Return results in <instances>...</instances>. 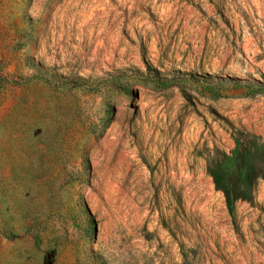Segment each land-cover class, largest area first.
I'll list each match as a JSON object with an SVG mask.
<instances>
[{"label":"rangeland","instance_id":"obj_1","mask_svg":"<svg viewBox=\"0 0 264 264\" xmlns=\"http://www.w3.org/2000/svg\"><path fill=\"white\" fill-rule=\"evenodd\" d=\"M0 264H264V0H0Z\"/></svg>","mask_w":264,"mask_h":264},{"label":"trees","instance_id":"obj_2","mask_svg":"<svg viewBox=\"0 0 264 264\" xmlns=\"http://www.w3.org/2000/svg\"><path fill=\"white\" fill-rule=\"evenodd\" d=\"M249 153L245 140H236L233 164L228 165L230 157L224 156L222 160H215L208 166L213 184L222 191L229 212L233 211L237 200L251 197L250 188L257 175V167L249 160Z\"/></svg>","mask_w":264,"mask_h":264}]
</instances>
